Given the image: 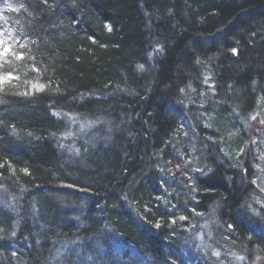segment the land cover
<instances>
[{
	"label": "trees",
	"instance_id": "trees-1",
	"mask_svg": "<svg viewBox=\"0 0 264 264\" xmlns=\"http://www.w3.org/2000/svg\"><path fill=\"white\" fill-rule=\"evenodd\" d=\"M0 36L10 45L0 56V198L18 203L0 216V264H223L227 245L264 264L257 159L241 162L237 182L210 173L206 146L221 145L183 137L178 126L192 134L204 116L210 129L229 110L236 118L264 104V0H0ZM205 76L210 86L201 85ZM184 95L190 100L180 102ZM182 161L200 166L190 178L196 205L187 197L178 204L166 180ZM153 172L155 196L174 207L157 209L154 235L124 228L133 252L105 253L102 227L118 228L120 203L141 217L148 197L136 195L134 181ZM40 188L35 225L11 234L8 214L25 210V195ZM245 189L254 192L249 200ZM203 190L227 195L224 224L193 213L199 206L221 215ZM82 200L99 203L91 218ZM237 222L244 225L235 231Z\"/></svg>",
	"mask_w": 264,
	"mask_h": 264
},
{
	"label": "bare ground",
	"instance_id": "bare-ground-1",
	"mask_svg": "<svg viewBox=\"0 0 264 264\" xmlns=\"http://www.w3.org/2000/svg\"><path fill=\"white\" fill-rule=\"evenodd\" d=\"M202 80H203L201 84L202 86L203 84L210 86L211 83L209 81V76H205V79H202ZM187 95L189 96V94ZM187 95H184V98L181 97L180 102L184 101V99L185 101H189L191 97H188ZM259 104H260V99L258 100L257 105L255 106L254 110H250L244 113L242 112V114L236 113L235 114L236 118L234 117L232 110L227 111L224 115V117H226L227 119L224 118L223 121H220L221 123H223V125L217 124L215 127L212 126L210 129H209V120H208L210 118L208 117L207 119V116H204L205 121L198 122L202 125V130L193 129L192 134L189 133V129L182 122H178L179 132L181 136L183 137H190V135L198 136V134H200V136L213 137L221 146L218 148L206 146L205 154H206V157L210 161V163L207 161V163H209L208 165H206L207 169L210 171V173L220 174V176H224L228 178L230 177L232 181L233 180L236 181V178H238L237 173L239 172L241 168V162L243 161L248 162L253 159L254 152L256 151L254 148H252V146L254 147L256 146V148L258 149L261 148L262 150H264V133L262 132L261 127L254 126L251 123V120L249 119V117L254 118L255 115L259 114L257 113V108ZM197 107L199 108V110L203 108L202 106H197ZM92 123L94 124V122ZM195 123L196 122L193 120L192 124H195ZM174 124H175V121H173V125ZM233 125L234 126L238 125V126L237 128H235ZM77 126L80 127V124ZM256 136L259 138H257L256 140L252 139ZM140 147L141 146L138 145L134 149L139 151ZM196 148L197 149H195V146H194L191 148V150L197 153L199 150L197 146ZM194 166L195 164L189 163V161H182L174 169V173H175L173 176L174 180H172L171 176L166 179L168 181L167 182L168 184L172 182L174 191H179V193L182 194V195L178 194V197H176V200H178V204H185L187 203V200H188L189 202L193 201L194 205H196L200 201V197L196 196V193L193 191L192 183L190 181L191 172H198L200 169V166H199V169H194ZM133 174H136V173H133ZM142 177L143 176H136V181H134V187H136L137 185V191L135 193L138 196H140L141 194L147 195L149 207L148 209H146V211H142L141 217H140L136 212H135L136 214L135 215L131 209H128V207L120 203V206L118 207L119 213L117 212L116 214L122 219L121 224L117 228L115 227L114 224L110 223V224H107L105 227L103 226L101 229L102 236L103 237L106 236L108 239L107 244L105 248L103 249L105 253H110V252L117 253L118 251L120 252L130 251L128 253L130 254L131 252L134 251L132 249L135 248V246L132 245L125 238L123 234L124 228L128 229L130 232L134 231L133 233H135V231L137 230H138L137 233L138 232L145 233L148 230V233H152V235H154L160 229L161 224H162V218H163L162 215L160 214L161 212L157 211V209H162L164 208V206H166L167 208L174 207L173 205L174 202H172L169 198L162 197L160 195L155 196L156 194V192H154L155 188L152 187V185H150L151 184L150 181H153V179H156L158 177V173L153 172L151 176L152 179L151 178L143 179ZM60 182L63 184L61 188L66 189L68 187L67 184L62 182V180H60ZM228 183L229 181L226 180L225 184L229 185ZM184 187H186V190L189 191L188 193H186V195H183L184 193H181V190ZM141 188L143 190H141ZM217 188H220V187H217ZM42 190H43L42 188L36 189V191L31 192L32 195H29L31 193H29L28 195H25L23 205H27L25 207L26 211L23 209L24 206L21 205L22 208L19 207L18 212L17 213L15 212L16 213L15 216H13L12 214H8L10 218V222H13L12 224L9 225V228H10L9 231L12 232L11 234L18 235V233H21L23 229H25L27 226L33 227L35 225V220L38 214H37V211L34 210L35 203H36L34 194H37L36 197L44 195L43 194L44 191ZM203 194L205 195L209 194L211 203L213 201L218 202V204L216 205V210L219 212L221 211V215L217 213L216 211L206 212V210H202L201 208L200 210L199 206L192 209L193 213H196L197 211H199L200 214L205 215L206 218H210V219L217 218V221L224 224L225 222L223 218L228 217L231 211V210H228L227 208L224 209V206H226L227 195L221 194V193L218 195L213 193L212 195L210 191L208 192L205 190H203ZM245 195L247 197V200H249L254 195V192L251 191L250 189H245ZM185 197H187V200L185 199ZM16 203L17 201L14 203L13 201H8V200L4 201L3 198H0V208L3 210V211H0V216L3 214H6L4 211H7V210L10 211L11 213H14L15 205L18 206V203L17 204ZM82 203L86 207H90L87 212V215L90 218L92 217L91 213L93 211L95 213L98 211L96 210V205H98L99 203L97 204L94 202H90L88 200H82ZM248 204L249 206L251 205V203H248ZM151 205H153L154 208H150ZM249 206L247 207L249 208ZM147 211H148V215H147ZM239 215L240 217L243 216V214L241 213H239ZM132 219H135L136 221ZM40 221L41 220L38 221V224L41 225L43 229L44 228L47 229L46 225L41 224ZM20 222L22 225H20ZM186 224L187 223L182 225L184 226L185 229L188 228ZM242 225H244V222H241V223L237 222V224H235L234 226L235 231L242 229ZM248 226L249 225H247V227ZM118 234L119 235L122 234L121 235L122 238ZM158 237H161L160 231L158 233ZM222 237L223 236H221V238ZM237 237L238 239L242 238L243 237L242 232H238ZM181 238L182 239H180V242H178V247L175 249L176 251L174 253L180 252L184 248V245H185L184 239L183 237ZM19 239L22 240L21 236ZM19 239L17 236L13 240L19 241ZM223 240L227 241L226 238L224 237H223ZM24 241L26 240H23L22 242ZM50 242H52L51 239H50ZM176 243H175V246H176ZM53 244L55 245V243ZM42 247L41 249L39 248V251L37 250V252H39L42 256H44L42 249H47L48 245L46 244L44 248ZM97 249L99 250V248ZM152 252H154V254L150 255L151 258L155 259L156 257L160 256L159 252L157 251H152ZM115 256L121 259V257H119L117 254ZM135 258H139V260L137 259L138 262H141L140 258H143V261L147 262V254H144L141 251L135 252L134 259Z\"/></svg>",
	"mask_w": 264,
	"mask_h": 264
},
{
	"label": "rangeland",
	"instance_id": "rangeland-1",
	"mask_svg": "<svg viewBox=\"0 0 264 264\" xmlns=\"http://www.w3.org/2000/svg\"><path fill=\"white\" fill-rule=\"evenodd\" d=\"M8 42V41H7ZM9 46L6 45V41L0 36V56L4 55L9 51ZM191 104L194 105L193 102ZM257 115L253 117H249L251 120V123L256 127H261L262 132L264 133V104L260 103L257 108ZM259 137H254L252 139H257ZM261 139V138H260ZM252 148L255 149L256 152H254L253 158H256L257 161L253 165L252 173L254 174L253 178V186L256 192V199L255 203L257 206L264 207V150L261 148L258 149L256 146H252ZM260 151V152H259ZM253 207H255L253 204H251ZM201 245H198L200 247ZM227 248V249H226ZM226 252L224 254L225 262L223 264H262V259H256L253 260V263L250 260H247L243 254L242 249H239V251H242L241 253L238 252L237 248H233L229 245L226 246ZM237 249V250H236Z\"/></svg>",
	"mask_w": 264,
	"mask_h": 264
}]
</instances>
